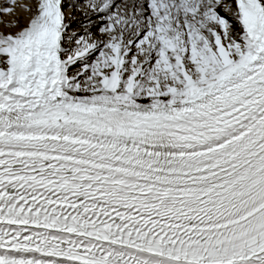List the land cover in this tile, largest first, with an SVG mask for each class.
I'll list each match as a JSON object with an SVG mask.
<instances>
[{"label": "snow or ice", "instance_id": "snow-or-ice-1", "mask_svg": "<svg viewBox=\"0 0 264 264\" xmlns=\"http://www.w3.org/2000/svg\"><path fill=\"white\" fill-rule=\"evenodd\" d=\"M17 9L0 264H264V0Z\"/></svg>", "mask_w": 264, "mask_h": 264}, {"label": "rangeland", "instance_id": "rangeland-1", "mask_svg": "<svg viewBox=\"0 0 264 264\" xmlns=\"http://www.w3.org/2000/svg\"><path fill=\"white\" fill-rule=\"evenodd\" d=\"M28 0H18V3H21V4H24V3H27ZM17 15H19L17 18H19V21H21L22 23L25 22L29 16V14L21 9H17V12H16ZM8 17V18H7ZM1 18L5 21V22H13V18L11 19L10 16H3L1 15ZM16 18V19H17ZM14 19V20H16ZM17 28H10V27H7L6 24H1L0 22V31L2 32H9V31H14L16 30Z\"/></svg>", "mask_w": 264, "mask_h": 264}, {"label": "bare ground", "instance_id": "bare-ground-1", "mask_svg": "<svg viewBox=\"0 0 264 264\" xmlns=\"http://www.w3.org/2000/svg\"><path fill=\"white\" fill-rule=\"evenodd\" d=\"M0 3H2V0H0ZM1 15H3V14H0V22H1V24H3V23H4V24H8L9 22H5V21L1 18ZM75 15H76L77 19L71 21V23L73 24V30H76L77 27H78L79 16H80V14H79L78 12H76ZM3 16H4V15H3ZM18 16H19V15L16 14L15 17L10 16V18H11V19L13 18V21H14V19H16ZM19 17H20V16H19ZM7 18H8V17H7ZM27 21H28V18H27V20H26L25 22H23V23H22L21 21H19L20 26H23L24 24H26ZM16 30H18V29H16ZM16 30H14V31H16ZM14 31H13V32H14ZM0 32H2V31H0Z\"/></svg>", "mask_w": 264, "mask_h": 264}]
</instances>
